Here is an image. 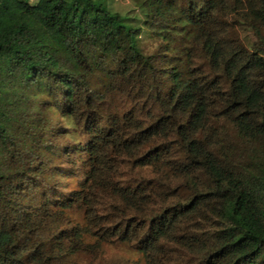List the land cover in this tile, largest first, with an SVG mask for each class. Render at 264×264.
Wrapping results in <instances>:
<instances>
[{"label": "trees", "instance_id": "obj_1", "mask_svg": "<svg viewBox=\"0 0 264 264\" xmlns=\"http://www.w3.org/2000/svg\"><path fill=\"white\" fill-rule=\"evenodd\" d=\"M130 4L0 0V264H264V0Z\"/></svg>", "mask_w": 264, "mask_h": 264}, {"label": "rangeland", "instance_id": "obj_2", "mask_svg": "<svg viewBox=\"0 0 264 264\" xmlns=\"http://www.w3.org/2000/svg\"><path fill=\"white\" fill-rule=\"evenodd\" d=\"M97 2H100L103 7L106 9L120 15L121 17H128L131 19L136 20H142V14L138 10H135L131 4L130 0H95ZM165 1V0H163ZM127 23L133 24L126 20ZM134 24H137L135 21ZM264 31V28H262ZM246 33L241 31V36L246 37ZM108 253H111L112 255H115L116 253H123L122 249L118 248H108ZM118 255V254H117Z\"/></svg>", "mask_w": 264, "mask_h": 264}]
</instances>
